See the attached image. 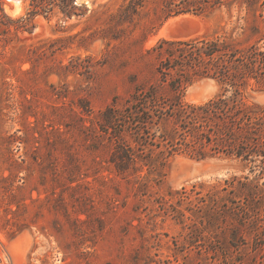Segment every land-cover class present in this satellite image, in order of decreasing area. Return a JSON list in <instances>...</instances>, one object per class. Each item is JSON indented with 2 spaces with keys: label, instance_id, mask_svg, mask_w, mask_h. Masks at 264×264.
Listing matches in <instances>:
<instances>
[{
  "label": "rangeland",
  "instance_id": "374dc122",
  "mask_svg": "<svg viewBox=\"0 0 264 264\" xmlns=\"http://www.w3.org/2000/svg\"><path fill=\"white\" fill-rule=\"evenodd\" d=\"M201 1L167 18L186 1L142 0L133 12L124 10L129 0H76L72 15L57 1L29 21L33 0H0V264H131L158 196L241 173L226 156L181 154L144 193L116 172L99 127L114 98L155 80L161 38L230 34L264 46L261 0ZM220 90L206 77L186 98L202 103ZM156 221V231L179 230L171 219ZM162 236L167 252L171 237Z\"/></svg>",
  "mask_w": 264,
  "mask_h": 264
},
{
  "label": "trees",
  "instance_id": "16d2710c",
  "mask_svg": "<svg viewBox=\"0 0 264 264\" xmlns=\"http://www.w3.org/2000/svg\"><path fill=\"white\" fill-rule=\"evenodd\" d=\"M57 1L68 15L75 13L76 0H33L29 21ZM185 1L167 9L166 18L195 10L194 0ZM141 2L129 0L124 10L134 12ZM223 4L230 2L214 1ZM259 6L264 17V0ZM153 51L159 56L155 80L122 101L114 98L100 115L116 172L146 193L181 154L226 156L240 161L242 171L158 196L157 212L149 215L152 228L140 226L131 264H264V99L257 98L264 96V46L220 34L161 38ZM206 77L221 83L220 92L202 103L187 100L188 87ZM158 216L173 220L178 232L156 231ZM162 235L171 237L167 252Z\"/></svg>",
  "mask_w": 264,
  "mask_h": 264
}]
</instances>
